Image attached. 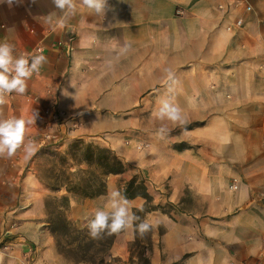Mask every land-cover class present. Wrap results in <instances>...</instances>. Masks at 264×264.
<instances>
[{
  "label": "crops",
  "instance_id": "crops-1",
  "mask_svg": "<svg viewBox=\"0 0 264 264\" xmlns=\"http://www.w3.org/2000/svg\"><path fill=\"white\" fill-rule=\"evenodd\" d=\"M77 4L55 30L44 20L59 15L51 0L0 4V42L47 57L26 94L0 106L3 117L38 113L26 133L35 154L0 157V264H70L48 204L65 196L86 229L112 189L154 227L114 235L109 264H264V0H108L105 15ZM166 94L185 124L167 122L161 140L152 112ZM76 140L120 162L97 196L54 192L42 179L43 157Z\"/></svg>",
  "mask_w": 264,
  "mask_h": 264
},
{
  "label": "clouds",
  "instance_id": "clouds-1",
  "mask_svg": "<svg viewBox=\"0 0 264 264\" xmlns=\"http://www.w3.org/2000/svg\"><path fill=\"white\" fill-rule=\"evenodd\" d=\"M23 3L24 0H0V4H7L9 8L20 6ZM30 3L36 4L37 0H30ZM51 3L55 9L59 10V15L51 12L44 17V20L52 26L53 30L57 27H64L68 20L77 13V0H51ZM79 6L97 15L101 13L105 15L109 8L108 0H79ZM130 50L131 45L126 42L120 49L119 55H125ZM14 51L15 46L12 43L0 42V106L5 104L8 95L26 94L28 81L34 74H39L41 68L47 63V57L43 54L42 48H37L32 53H20L18 56L14 54ZM112 63V61L107 62L109 67ZM163 71L169 85L174 84L172 69L164 68ZM71 87L75 88L73 81H71ZM168 92H172L171 87L168 88ZM64 94L72 95L67 91ZM37 115V112L30 117L0 115V157L11 158L21 148H23L26 159L35 154L36 142L32 139L26 140V133L28 127L35 124ZM152 116L160 122L154 135L161 140L165 139L170 132L167 122L176 126L185 124L181 107L175 103L174 97L168 94L158 98ZM102 199L105 200L104 205L94 209L91 218L86 217L85 226L92 240H102L105 236L117 235L129 228H133L143 238L153 229L154 225L148 218L142 220L132 212L130 201L120 190H109Z\"/></svg>",
  "mask_w": 264,
  "mask_h": 264
},
{
  "label": "rangeland",
  "instance_id": "rangeland-1",
  "mask_svg": "<svg viewBox=\"0 0 264 264\" xmlns=\"http://www.w3.org/2000/svg\"><path fill=\"white\" fill-rule=\"evenodd\" d=\"M39 169L42 179L54 192L66 190L69 196L94 197L104 192L107 176L120 170V162L108 149L76 140L63 151L46 154ZM47 221L50 233L56 240V250L66 262L109 264V249L114 235L92 240L87 228L80 229L75 225L71 218L70 202L65 196L52 198L48 204Z\"/></svg>",
  "mask_w": 264,
  "mask_h": 264
},
{
  "label": "built area",
  "instance_id": "built-area-1",
  "mask_svg": "<svg viewBox=\"0 0 264 264\" xmlns=\"http://www.w3.org/2000/svg\"><path fill=\"white\" fill-rule=\"evenodd\" d=\"M242 22H239L238 24H241ZM38 48H42V47H38ZM43 49V48H42ZM232 190H235L236 188H237V186L236 185H232L231 187H230Z\"/></svg>",
  "mask_w": 264,
  "mask_h": 264
}]
</instances>
